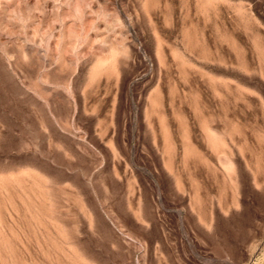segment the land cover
I'll use <instances>...</instances> for the list:
<instances>
[{"label": "rangeland", "instance_id": "374dc122", "mask_svg": "<svg viewBox=\"0 0 264 264\" xmlns=\"http://www.w3.org/2000/svg\"><path fill=\"white\" fill-rule=\"evenodd\" d=\"M0 264H264V0H0Z\"/></svg>", "mask_w": 264, "mask_h": 264}]
</instances>
